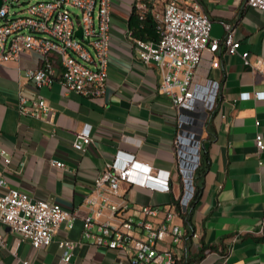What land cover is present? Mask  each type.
I'll list each match as a JSON object with an SVG mask.
<instances>
[{"label": "crops", "instance_id": "1", "mask_svg": "<svg viewBox=\"0 0 264 264\" xmlns=\"http://www.w3.org/2000/svg\"><path fill=\"white\" fill-rule=\"evenodd\" d=\"M132 0H113L112 44L109 76L101 97L75 91L63 92L58 80L38 86L25 76L36 66L38 55L25 53L18 60L0 63V145L10 162L0 154V175L9 187L27 192L35 199L58 201L76 212L73 226L60 224L53 241L35 248L19 231L2 224L0 264H130L133 243L123 249L98 244L83 234V221L95 215L93 230L99 224L120 225L131 217L134 234L145 238L148 227L158 226L174 198H181L186 178L194 186L200 149L208 153L209 167L199 175V197L193 211V226L175 216L184 235L179 242L158 241L156 249H173L178 264H264V149L256 141L264 137V10L247 6L246 0H186L198 3L212 19L211 37L222 41L223 21L233 23L239 53H229L221 42L216 52L206 50L194 76L196 95L204 114L197 153L191 165L181 161V133L193 127L195 116L174 105L163 92V70L157 62H144L129 30ZM134 36H136L133 33ZM153 39V38H148ZM249 51L250 64L242 52ZM219 58V65L213 59ZM259 64V65H258ZM250 91L248 98L241 97ZM42 93L53 108L48 118L22 113L21 95ZM257 120L260 121L257 124ZM91 125L93 141L87 149L73 146L76 134ZM117 154L135 155L153 173L169 171V191L152 190L141 183L123 181L118 193L108 185L97 187L96 177ZM61 159L64 166L51 163ZM144 176L143 171L137 173ZM6 188L1 187L0 192ZM94 195L95 204L88 199ZM112 204L119 205L116 212ZM158 208L146 215L142 207ZM100 208L101 213L96 210ZM76 241L69 261L62 258L59 241ZM209 251H202L204 247ZM211 246H214L211 248ZM28 260V263L24 261Z\"/></svg>", "mask_w": 264, "mask_h": 264}, {"label": "built area", "instance_id": "2", "mask_svg": "<svg viewBox=\"0 0 264 264\" xmlns=\"http://www.w3.org/2000/svg\"><path fill=\"white\" fill-rule=\"evenodd\" d=\"M132 10L140 19L151 17L158 33L157 39H146L133 35L134 45L140 58L150 63L155 61L163 70L161 89L172 97L174 105L188 109L200 103L196 95L194 76L204 52H216L221 42L229 53H239L240 40L235 38L236 28L233 23L223 21L226 34L222 41L211 37L212 19L198 3L189 4L186 0H132ZM246 5L264 10V0H246ZM73 7L79 11L73 10ZM113 0H1L0 3V63L18 60L25 53H36V66L25 69L24 74L38 86L51 85L58 80L63 92L75 91L89 97H101L105 93L109 76V63L112 44ZM82 27V36L75 31ZM244 62L250 64L249 51L241 53ZM264 60H261L260 64ZM219 58L213 59L219 65ZM259 65V64H258ZM258 98H264V90L256 91ZM250 91H243L241 97L248 98ZM19 109L36 117L48 118L53 108L42 93L29 98L21 95ZM260 121L257 120V124ZM93 141L91 125L86 124L73 141V146L80 150L87 149ZM259 149H264V137H256ZM0 154L6 162L10 157L0 145ZM53 165L62 167L64 161L52 159ZM138 163L135 155H121L106 163V168L96 177L97 187L108 185L110 192L118 193L121 182L141 183L152 190L169 191V171L153 173V167ZM143 171L144 176L137 173ZM186 180V189L180 198L178 210L168 209L158 226L148 222L145 238L134 234L135 225L131 217L120 225L110 222L99 224L98 231L93 230L95 215L84 218L83 234L94 238L98 244H107L111 248L123 249L133 243L134 252L130 264H178V257L171 248L156 249L158 241L170 238L179 242L184 230L179 224L172 223L175 216L182 217L189 209L194 194L193 186ZM0 242L2 224L19 231L23 238L39 248L50 244L60 224L67 221L73 226L76 212L58 201L35 199L27 192L9 187L7 180L0 175ZM92 204L96 196L88 197ZM119 205L112 204L116 212ZM146 215H156L158 208L151 205L142 207ZM97 214L101 209L96 210ZM183 218V217H182ZM184 219V218H183ZM63 248L62 258L69 261L73 255L76 241L64 238L59 241ZM210 248H206L209 251ZM28 263V260L24 261Z\"/></svg>", "mask_w": 264, "mask_h": 264}, {"label": "trees", "instance_id": "3", "mask_svg": "<svg viewBox=\"0 0 264 264\" xmlns=\"http://www.w3.org/2000/svg\"><path fill=\"white\" fill-rule=\"evenodd\" d=\"M130 27L133 30V33L136 36L142 37V38H153V39H157L158 38V33L156 31V26H155V22L151 17H147L146 19H140L139 16L133 11L131 16H130ZM200 106L195 107L193 109H188V108H184L187 112V115H191L192 116H196L197 113L199 112ZM192 129V128H191ZM187 134H190V137H187ZM181 161L182 163L185 164H189L191 165V163L193 161H189L191 160V152L195 151L197 152V146H193L192 145V138L193 137V132H189L186 130H183V132L181 133ZM197 144V141H196ZM208 153L202 149H200V159H199V163L196 165L195 167V172H194V194L190 200V205H189V209L186 213H182V217L184 218V222L187 226H193V211H194V206H195V202L197 200V198L199 197V186L197 184V179L199 178V175L203 174L207 168L209 167V163H208ZM173 205L175 206V208L178 210L179 205H180V199L179 198H174L173 200ZM214 246H211V248H213ZM207 247L205 246L204 249L202 251H204Z\"/></svg>", "mask_w": 264, "mask_h": 264}, {"label": "rangeland", "instance_id": "4", "mask_svg": "<svg viewBox=\"0 0 264 264\" xmlns=\"http://www.w3.org/2000/svg\"><path fill=\"white\" fill-rule=\"evenodd\" d=\"M73 10H75V11H79L77 8H75V7H73ZM204 116V114H203V112H201V111H199L198 113H197V115L195 116V118H194V122L192 123V125H193V127H192V129H190L189 128V132H193V137H191L192 138V145L194 146H196L197 144H196V141L198 142L199 140H200V137H201V128H202V124H203V117ZM187 137H190V134H187ZM196 153L197 152H195V151H192L191 152V155L193 156V155H196ZM192 160V159H191ZM191 160H189V161H191Z\"/></svg>", "mask_w": 264, "mask_h": 264}, {"label": "water", "instance_id": "5", "mask_svg": "<svg viewBox=\"0 0 264 264\" xmlns=\"http://www.w3.org/2000/svg\"><path fill=\"white\" fill-rule=\"evenodd\" d=\"M0 3H1V0H0ZM75 34H76V35H79V36H82V34H83V29H82V27H79L78 29H76Z\"/></svg>", "mask_w": 264, "mask_h": 264}]
</instances>
